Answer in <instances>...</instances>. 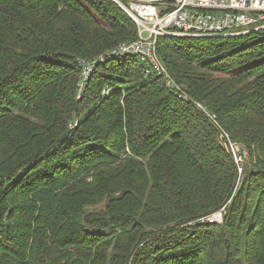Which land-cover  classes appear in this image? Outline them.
Masks as SVG:
<instances>
[{"label":"trees","instance_id":"1","mask_svg":"<svg viewBox=\"0 0 264 264\" xmlns=\"http://www.w3.org/2000/svg\"><path fill=\"white\" fill-rule=\"evenodd\" d=\"M136 38L112 0H0V264H264V28L159 38L167 77Z\"/></svg>","mask_w":264,"mask_h":264},{"label":"built area","instance_id":"2","mask_svg":"<svg viewBox=\"0 0 264 264\" xmlns=\"http://www.w3.org/2000/svg\"><path fill=\"white\" fill-rule=\"evenodd\" d=\"M137 25V38L112 50L116 55L131 54L144 60L152 70L167 77L166 70L157 54L161 37H216L247 34L264 28V0H112ZM146 34V36H144ZM94 62H83L79 93ZM168 78L167 83L171 84ZM215 117L214 114L211 115ZM227 137V134L225 135ZM238 172L241 175L246 152L230 141ZM223 211V210H218ZM217 211V212H218ZM222 213L201 220L219 223Z\"/></svg>","mask_w":264,"mask_h":264},{"label":"rangeland","instance_id":"3","mask_svg":"<svg viewBox=\"0 0 264 264\" xmlns=\"http://www.w3.org/2000/svg\"><path fill=\"white\" fill-rule=\"evenodd\" d=\"M144 36H146V34H144ZM90 63H91V62H90ZM78 91H79V90H78ZM240 182H241V181H240ZM220 210H223V208H221ZM217 213H222V215H221V218H222V219H221V220L223 221V211H221V212H220V211H218V212L215 211V212H213V213H210V214L206 215L204 218H206V217H207V218H208V217H214L215 215H217ZM222 221H221V222H222ZM221 222H220V219H219V223H221Z\"/></svg>","mask_w":264,"mask_h":264}]
</instances>
